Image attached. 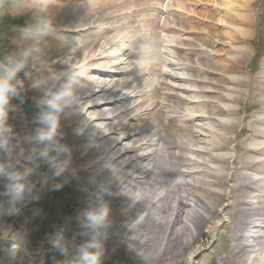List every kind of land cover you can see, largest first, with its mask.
Segmentation results:
<instances>
[{"label":"bare ground","instance_id":"1","mask_svg":"<svg viewBox=\"0 0 264 264\" xmlns=\"http://www.w3.org/2000/svg\"><path fill=\"white\" fill-rule=\"evenodd\" d=\"M143 1L92 0L95 9L100 2L112 11L102 17H96L97 11H93L82 21L73 19L75 16L66 17L60 24L65 35L55 37L56 44H52L53 36V42L48 39L41 45L37 57L41 61H36L32 83H50L59 71L76 72L88 81L79 92L78 103L61 120V143L71 149L72 188L82 193V200L89 204L95 202L97 189L103 187L110 193L103 199L110 207L111 220L122 219L120 210L122 215L127 213L124 218L128 220L148 211L137 226L142 229L140 226L151 223L153 236L163 233L162 241L154 243L158 251L168 252L176 244L179 247L172 250L181 251L204 234L205 226L215 235L223 223L228 231L223 264H260L264 255V160L253 158L264 156V121L257 118L258 124L244 126L235 136V140H241L231 148L233 136L228 134H234L239 125L237 85L243 76L234 70L227 75L224 89L218 88L216 64H222V60L209 62L215 58L211 50L202 44L195 48L187 45L185 42L194 39L189 37L192 31L174 25L176 19L171 23V16L179 17L182 12L180 3L169 0L165 6L164 0H151L145 6ZM235 1L217 0L216 7L227 6L234 14ZM163 13L168 16L161 22ZM243 15L251 14L238 17ZM141 18L150 23L157 21L159 38L142 40L140 45L138 39L143 36L133 37L126 32L118 41L112 35L103 36V44L97 46L96 38L103 31L116 28L118 23L129 28L131 22ZM73 32L87 38L80 40ZM176 39L177 47L188 54H199L200 64L175 57L171 43ZM0 41V53H4L10 43L5 38ZM81 50L85 53L79 58ZM99 59L107 61L102 64ZM256 67H261L259 76L264 82V62L255 63ZM187 70L193 73L186 75ZM145 72L151 75L154 85L143 77ZM189 86L197 88L192 92ZM260 90L261 94L256 95L259 105L264 104L263 87ZM158 92L165 96L161 98ZM173 96L179 97L178 104L171 102ZM17 111L22 112L20 105ZM262 112L258 115H264ZM234 151H239V155ZM5 183L0 177V191ZM225 201L230 205H224L222 210ZM0 229L6 236L1 244L11 241L19 246L18 255L26 253L25 257L35 260L36 252L19 231L5 223L0 224ZM196 250L194 245L188 252V263Z\"/></svg>","mask_w":264,"mask_h":264},{"label":"rangeland","instance_id":"2","mask_svg":"<svg viewBox=\"0 0 264 264\" xmlns=\"http://www.w3.org/2000/svg\"><path fill=\"white\" fill-rule=\"evenodd\" d=\"M177 1L180 3L182 12L179 14V17L171 16V20H173L171 23L173 24L176 19L174 25L177 24L181 29L192 31L189 37L194 36L192 41L185 42L184 40L181 42H185L193 48L202 44V47L211 50L215 58L210 59L209 62L222 60V64H216V77L220 79L217 87L224 89V86L226 85L225 81L228 82L227 75L229 73H234V70L243 76V79L239 80L237 85L238 89H240L237 92L238 97L240 96V100L236 102L238 104L236 109L239 110V113L236 114L239 125L235 129L234 134H228L229 137L233 136V138H231L230 147L234 148L235 146L233 145H236L238 141L241 140V138H236L235 140V136L239 134L243 126L254 124L252 123V120L255 118V114L259 113L260 107L264 106L263 103L259 105V99L256 96L261 94L260 87H263L264 89L263 79L259 76L262 69L261 67L254 68L255 63L262 64V62H264V0H236L234 14H231L228 11L229 7L227 6L217 8V0ZM75 4L79 5L75 6ZM72 6L74 7L72 8ZM97 6V9L92 6V0H57V3L50 9V12L52 15L54 14V20H59L56 22L54 21L57 25L54 42L52 37L49 38V41L53 42L52 44H56L57 37L65 35L60 24L61 20L66 17L70 18L75 16L73 19L76 18L77 20L82 21L88 19V17L92 15L90 12L93 11H97V14H95L96 17L105 16L110 12V8L101 6L100 2H98ZM257 13H259L260 23L256 18ZM238 14L251 15H243V18H239ZM32 21L33 16L28 14L17 18H9L3 25H0V36H3L5 41L10 43V45H8L9 49L7 48L6 52L12 51L17 46V43H19L13 41V37H17V31L15 30L23 28L26 24H29ZM142 23H145V21L131 23L132 25H130L129 28L126 27V25L118 23L120 24L119 27L108 31L105 30L102 35H98L96 38L98 41L97 46L100 47L99 44H103L107 35H112L114 41H118V39L126 32L133 37L137 36L138 31H140L141 34L146 32ZM148 27L150 28V32L154 29L158 32L155 23H152ZM243 28L246 30H242ZM4 34H8L9 36H4ZM72 35L79 36L80 40L87 38L76 32H73ZM3 37H0V39H4ZM178 43V40L171 43V50L176 54L175 57L189 59L200 64L201 58L199 54L195 52L188 54L184 49L177 47ZM237 48H239L238 52L236 50ZM45 53L46 52L43 54ZM84 53L85 51L81 50L79 58L82 57ZM233 55L238 56L233 60ZM38 60L40 62L41 58H36L35 61L31 63V68L29 67L31 80L25 82L26 88L33 81V71L35 70L34 68H37L36 61ZM98 61L104 64L107 59H99ZM185 72L187 73L186 75L193 73L191 70ZM125 77H127V75ZM144 78L148 79L147 81L149 84L154 85V83H152L153 80L150 79L151 76L147 75L144 76ZM191 84L194 83L191 82ZM189 88L194 92L197 87L189 86ZM157 94H160L161 98L165 96L164 93L161 92H158ZM38 95L35 94L34 90H27L23 95L25 105L24 111L26 113V119L30 122L31 132L36 126L33 123V117L37 113V109L33 104V98ZM253 96L254 98H252ZM148 98L153 99L151 95H148ZM170 98L172 103L178 104L179 97L175 98V96H173ZM247 103L249 105L252 104V107H248ZM174 114L176 115L177 113H173V115ZM261 117L264 118V115ZM8 121L10 123L9 125L13 127L19 138L22 139L25 135L29 134V132L24 133L20 129L21 127L16 112L10 113ZM177 123L182 122L178 121ZM184 124L187 123L184 122ZM246 136L247 134L244 135L242 139ZM13 143H15V141H13ZM243 145L247 146L244 143ZM24 147L27 149L28 146L24 145ZM186 154L191 155L193 158L195 157L193 152L186 151ZM234 154L238 156L239 151H234ZM260 160H264V157H261ZM232 166L235 169V164ZM44 175L51 176L47 164H41L37 173L31 177L33 182L36 183V194L39 197L37 200L22 207L17 215L0 216V224L3 225L5 223L11 226V229L14 228V230L19 231L20 234L27 239V245L29 248L32 249L33 252H36L35 260L29 259V257H24L25 253L20 252L22 255L18 256V264H62L64 258L56 253L49 243L53 234L60 229H64L66 240H75L76 243L83 241V238L78 235L79 228L76 218L77 215L88 205V201L82 200L83 194L72 188L75 186L74 180L71 177L72 169L70 165L68 170L62 176L49 179L47 184L41 187L37 181ZM56 184L61 185V187L55 189L53 186ZM3 190L0 191V203H4L8 199L6 196L2 195ZM173 201L171 204L174 203ZM224 203L222 204V207L220 206L222 210L224 205L226 207L230 205L226 201ZM222 210H220V212L224 215L225 211ZM120 213L122 219L116 218L112 220L113 227L110 229L112 235L106 243V249L108 251L102 264H223L221 258L225 255V250L228 245L225 236L228 232L225 230V227L227 226L226 224L222 223L215 235L205 226L204 234L198 237V239L190 245L183 247V250L180 249L181 251L178 252L173 251V248L176 250V248L179 247V245L176 244L175 247L172 245L173 247H171L172 249H170V251L163 252L158 251V249L156 250L157 247L154 244L162 241L164 236L163 233L161 232L162 235L158 237L153 236L151 233L153 229L151 223H145L140 226L142 229H139L137 226V223L147 215L148 211H143L140 216H137L139 213L131 216L129 218L130 221L128 218H124L127 213L122 215L123 213L121 210ZM25 230L27 231V234H24ZM2 235V229H0V236ZM141 236L143 237L140 238ZM138 239L141 240V242ZM12 244L11 241L2 244L0 243V248H7ZM141 245L142 247H139ZM194 245L196 246L197 252L191 262L188 263L186 257Z\"/></svg>","mask_w":264,"mask_h":264},{"label":"clouds","instance_id":"3","mask_svg":"<svg viewBox=\"0 0 264 264\" xmlns=\"http://www.w3.org/2000/svg\"><path fill=\"white\" fill-rule=\"evenodd\" d=\"M56 3L57 0H0V25L9 18L33 16V21L18 29L19 35L13 37L14 42H19L17 46L0 53V177L7 181L2 195L8 198L0 203V216L17 215L22 207L39 198L31 177L41 164H47L51 173L50 177L39 178L37 182L41 187L49 179L62 176L71 164V149L61 143L64 136L61 120L78 103L79 92L87 87L88 81L76 72L59 71L50 78V83H30L27 88L25 84L31 80L29 67L41 53V45L56 34L57 25L50 12ZM27 90L39 93L33 98L37 109L33 117L36 126L21 139L8 120L10 113L17 111L12 101L15 99L22 104ZM77 134L80 135L78 129ZM53 187L59 189L61 185ZM97 192L95 202H90L76 218L78 235L83 241L66 240L64 229L56 231L49 241L51 248L64 258L62 264H102L107 254L106 243L112 235L113 222L103 196L110 193L103 187ZM3 239L6 236H0V240ZM18 251L15 243L0 248V264H18ZM260 264H264V255Z\"/></svg>","mask_w":264,"mask_h":264}]
</instances>
